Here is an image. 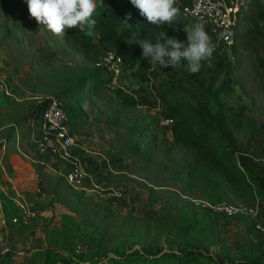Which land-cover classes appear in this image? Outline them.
<instances>
[{
	"label": "rangeland",
	"instance_id": "rangeland-1",
	"mask_svg": "<svg viewBox=\"0 0 264 264\" xmlns=\"http://www.w3.org/2000/svg\"><path fill=\"white\" fill-rule=\"evenodd\" d=\"M231 46L218 44L212 54V59L218 60L217 52L225 53L237 65L235 92L223 98L231 109L244 108L264 137V78L257 66L256 46L246 36L237 40L235 52ZM95 61L83 42L52 34L30 18L27 8L0 9V83L9 87V94L0 90V108L5 109L0 114V127L5 126L0 130V140L20 113L25 116L33 103L51 97L42 91L53 81L94 66ZM177 77L171 66L161 68L157 63L143 74L138 69L118 72L111 83L97 91L87 88L82 96L92 119L84 121L86 128L78 148L84 147L93 155L98 151L109 158L119 156L123 163L103 182L134 183L140 195L147 192L152 207H147L140 196L137 209L116 211L108 202L67 184L63 177L66 167L62 175L56 172L49 197L41 198L45 203L42 206L48 209L46 215L38 220L29 216L26 223L6 227L8 239H0V249L7 247L8 252L0 254V264H101L107 254L130 246L166 247L170 240L177 243L173 231L185 224L191 225V236L205 239L212 251L219 250L224 242L234 258L246 255L264 261V235L254 232L247 220L207 215L185 198L190 193L183 186L181 157H191L193 152L171 144L170 126L163 118L165 105L158 96L162 79ZM118 89L136 94L144 103L120 105L114 94ZM189 97L194 100V96ZM135 124L139 128L134 137L146 146L149 163L126 150L130 128ZM243 125L248 128L247 123ZM245 127L236 133L240 143H247ZM247 145L251 151V158L245 156L247 160L264 169V141L253 138ZM126 170L128 174L121 173ZM260 215L264 221L262 205ZM191 236L184 235L183 239Z\"/></svg>",
	"mask_w": 264,
	"mask_h": 264
},
{
	"label": "trees",
	"instance_id": "trees-1",
	"mask_svg": "<svg viewBox=\"0 0 264 264\" xmlns=\"http://www.w3.org/2000/svg\"><path fill=\"white\" fill-rule=\"evenodd\" d=\"M97 3L93 17L96 20L94 34L89 36L87 29L81 31L75 28L66 30L65 35L83 42L95 60L104 50L115 51L114 62L120 74L136 69L143 74L153 66L142 59L139 44L132 42L134 35L143 39L164 30L169 37L186 40L183 25L201 23L196 18H182L180 13V22L158 29L140 16L130 0H103L102 4L97 0ZM16 8H27L26 0H0V9L8 11ZM129 13L130 19L127 18ZM240 32L241 37L246 36L256 46V62L264 78V0H244L233 31L235 42L231 46L232 52H235L236 42L241 38ZM217 54L218 60L211 58L210 61H202L196 74L186 68H176L177 78L162 79L158 85V96L165 105L163 114L173 121L170 125L171 144L193 152L191 157H181V167L185 172L183 186L190 194H198L213 203L257 201L264 206V169L252 166L247 159L238 155L235 148L238 142L236 133L245 127L243 122L248 126L245 127L247 143H251L253 138L264 141V137L254 119L244 113V108L231 109L224 100V95L235 92L237 65L225 53L218 51ZM113 78V72L92 65L66 75L62 81H53L42 92L63 100L70 130L74 134L87 118L82 100L85 89L97 91L102 85L111 83ZM32 91H36L34 86ZM114 94L122 106L144 103L136 94L121 89L115 90ZM190 95L194 96V100L190 99ZM48 98L32 104L35 118L39 121H42ZM23 114L20 113L18 121L24 117ZM138 128L136 124L130 128L126 150L133 157L139 155L145 163H149L146 146L143 147L140 139L134 137ZM191 228L190 224L175 228L173 232L174 237L179 239L177 243L170 240L166 241V247L162 244L130 246L107 254L101 264H264V261L258 262L246 255L232 257L230 247L224 242L219 250L212 251L211 244L205 239L198 235L191 236ZM184 235L191 237L183 239Z\"/></svg>",
	"mask_w": 264,
	"mask_h": 264
},
{
	"label": "crops",
	"instance_id": "crops-1",
	"mask_svg": "<svg viewBox=\"0 0 264 264\" xmlns=\"http://www.w3.org/2000/svg\"><path fill=\"white\" fill-rule=\"evenodd\" d=\"M4 110L1 107L0 114ZM85 111L87 112L85 120L92 119V113L86 107ZM35 114L34 110H27L26 115L19 121L17 118L15 123H12L13 127H10L0 140V239H8L9 233L5 229L11 223L16 224L11 220L13 217L20 218L27 215L32 216V220H38L46 215L48 209L42 206L45 203L41 198L45 195L49 197L54 187L56 172L62 175L61 170L66 167L68 169L69 160L72 158L80 163L85 172L82 192L108 202L109 206L116 211L121 208L137 209L136 203L140 196L144 198L147 207H152L153 201L147 192L140 195L134 183L118 181L117 185H108L103 182L117 172V165L122 164L123 161H120L119 156L109 158L98 151H95L93 155L84 150V147L79 149L82 130L86 128L84 123L74 133L77 147L69 149L70 154L67 158L39 152L36 139L40 133L42 121L37 120ZM3 128L5 126L0 127V130ZM235 148L244 160L247 157L251 158L247 143L236 142ZM121 173L128 174L127 170ZM244 219L250 224L248 219Z\"/></svg>",
	"mask_w": 264,
	"mask_h": 264
},
{
	"label": "built area",
	"instance_id": "built-area-1",
	"mask_svg": "<svg viewBox=\"0 0 264 264\" xmlns=\"http://www.w3.org/2000/svg\"><path fill=\"white\" fill-rule=\"evenodd\" d=\"M244 0H176V6L180 9L182 18H196L203 25L214 45L222 44L231 46L233 43V31L238 21V13ZM115 51L104 50L94 65L114 73L119 72L116 63ZM118 59V57H117ZM0 90L9 94V87L5 82L0 83ZM164 112V109H163ZM163 118L170 126L172 119ZM76 144L75 136L71 133L69 118L65 103L62 99L49 97L43 110L40 133L36 139V147L41 153H50L59 158H67L68 150ZM64 180L72 187L82 189L85 181V172L76 159L69 160V167L63 174ZM190 205L200 211L207 212L211 216L231 219L246 218L250 221L254 232L264 235V221L260 215V204L255 202H220L213 203L198 194L186 195ZM27 215L20 218L13 217V223L22 224L28 221ZM80 247L77 246L78 252ZM7 247L0 249V254L5 255Z\"/></svg>",
	"mask_w": 264,
	"mask_h": 264
},
{
	"label": "clouds",
	"instance_id": "clouds-1",
	"mask_svg": "<svg viewBox=\"0 0 264 264\" xmlns=\"http://www.w3.org/2000/svg\"><path fill=\"white\" fill-rule=\"evenodd\" d=\"M130 3L148 24L158 29L180 22L176 0H130ZM26 4L30 18L56 36L63 37L66 30L75 28L81 31L87 29L89 36L94 34L96 20L93 17L98 7L97 0H26ZM127 18H131L130 13ZM182 30L186 34V42L167 36L164 30L143 39L134 35L132 42L139 44L141 57L149 65L158 63L161 68H186L196 74L202 61L211 60L215 45L202 23L184 24Z\"/></svg>",
	"mask_w": 264,
	"mask_h": 264
}]
</instances>
